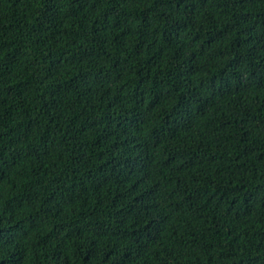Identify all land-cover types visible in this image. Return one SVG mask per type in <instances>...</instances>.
<instances>
[{
	"label": "trees",
	"instance_id": "trees-1",
	"mask_svg": "<svg viewBox=\"0 0 264 264\" xmlns=\"http://www.w3.org/2000/svg\"><path fill=\"white\" fill-rule=\"evenodd\" d=\"M0 264H264V0H0Z\"/></svg>",
	"mask_w": 264,
	"mask_h": 264
}]
</instances>
